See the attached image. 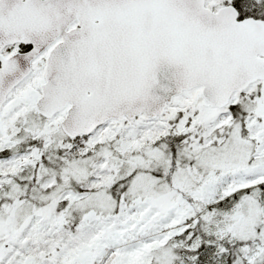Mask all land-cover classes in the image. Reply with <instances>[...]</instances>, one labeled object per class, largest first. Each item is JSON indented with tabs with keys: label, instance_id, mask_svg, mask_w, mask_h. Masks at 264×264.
<instances>
[{
	"label": "snow or ice",
	"instance_id": "6c2138e0",
	"mask_svg": "<svg viewBox=\"0 0 264 264\" xmlns=\"http://www.w3.org/2000/svg\"><path fill=\"white\" fill-rule=\"evenodd\" d=\"M0 264H264V0H0Z\"/></svg>",
	"mask_w": 264,
	"mask_h": 264
}]
</instances>
